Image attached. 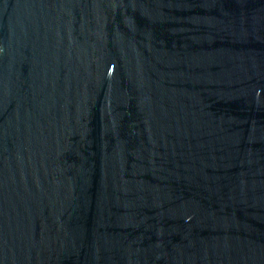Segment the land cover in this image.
Masks as SVG:
<instances>
[{
    "label": "water",
    "instance_id": "1",
    "mask_svg": "<svg viewBox=\"0 0 264 264\" xmlns=\"http://www.w3.org/2000/svg\"><path fill=\"white\" fill-rule=\"evenodd\" d=\"M0 264H264V0H0Z\"/></svg>",
    "mask_w": 264,
    "mask_h": 264
}]
</instances>
